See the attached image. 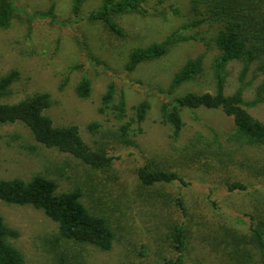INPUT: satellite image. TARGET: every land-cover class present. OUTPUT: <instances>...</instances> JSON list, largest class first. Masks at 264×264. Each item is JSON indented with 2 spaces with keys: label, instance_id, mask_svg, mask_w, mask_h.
<instances>
[{
  "label": "rangeland",
  "instance_id": "374dc122",
  "mask_svg": "<svg viewBox=\"0 0 264 264\" xmlns=\"http://www.w3.org/2000/svg\"><path fill=\"white\" fill-rule=\"evenodd\" d=\"M101 3L85 0L80 15L86 16ZM16 5L29 12L53 6L58 21L29 20L20 10L8 28H0V74L11 69L21 73L4 101L50 92L55 102L46 113L54 122L76 124L88 144L102 145L113 157L110 168L93 169L69 153L37 143L20 122L0 124V177L28 179L41 173L56 180L60 191L78 187L84 204L91 212L105 216L114 231L111 248L101 250L62 238L58 224L40 209L0 201V215L18 232L9 242L22 252L26 264H163L176 255L170 230L172 224L182 221L190 231L186 264H262L264 252L245 240L232 241L224 233L244 231L245 225H239L234 214L264 216V172L255 169H264V147L242 151L226 144L225 135L233 129V120L221 109L183 110L184 126L177 140L171 139L169 128L160 123L164 92L187 59L203 54V71L182 84L176 94L214 91L217 26L204 23L182 29L194 18L192 0H145L144 13H126L118 18L123 36L101 23L75 21L73 0H16ZM176 30L196 38L177 42L163 57L126 70L130 49L160 42ZM254 67L245 77L250 82L244 91L245 100L255 97L262 81L261 76L255 77ZM240 68L239 62L228 64L225 93L238 87ZM82 76L92 85L86 98L74 90ZM110 82L115 85V101L123 94L129 114L141 100L150 104L142 132H130L132 145L121 142L118 123L110 113L97 111ZM246 108L264 121V101ZM94 122L97 127L92 131L89 125ZM227 153L232 154L234 163L227 162ZM147 159L177 171L191 184L142 185L135 174L137 166ZM231 182L243 183L245 189L229 191L227 183ZM179 196L187 206L186 214L175 203Z\"/></svg>",
  "mask_w": 264,
  "mask_h": 264
},
{
  "label": "trees",
  "instance_id": "16d2710c",
  "mask_svg": "<svg viewBox=\"0 0 264 264\" xmlns=\"http://www.w3.org/2000/svg\"><path fill=\"white\" fill-rule=\"evenodd\" d=\"M84 1L73 0L72 18L75 21L84 19L101 23L119 36L124 35L118 23L121 15L146 11L145 0H102L98 8L82 17L80 10ZM20 10L29 20L42 18L51 22L58 21L53 6L45 11L29 12L26 9H19L16 0H0V28H8L16 12ZM191 10L194 18L184 24L182 29L190 30L204 23L217 26L214 43L219 53L213 60L214 91H188L176 94L182 84L194 80L203 71V54L187 59L174 73L164 92L165 100L161 105L160 123L169 128L170 138L177 140L184 126L183 110L221 109L233 120V129L225 135L226 144L242 151L264 147V121L255 118L246 108L264 101V0H192ZM195 38V34L181 35L176 30L160 42L134 47L127 52L125 68L132 71L141 63L163 57L177 42ZM233 61L241 65L238 75L239 85L232 93L227 94L225 93L227 66ZM253 64H255L253 70L255 77L261 76L262 81L256 88L255 97L245 100L244 91L250 84L245 81V77ZM20 78L21 73L18 69L0 74V124L20 122L29 129L37 143L69 153L93 169L106 170L113 165V157L107 150L102 145L88 144L76 124H56L46 113L55 102L50 92L38 91L27 94L15 102L4 101L11 95L13 84ZM74 90L79 97L90 96L92 85L88 77L82 76L74 86ZM114 97L115 85L110 82L101 95L97 111L101 114L110 113L118 123V136L121 142L132 145L134 140L130 132L134 135L142 132L141 125L147 118L150 104L147 100H141L132 107V112L129 114L124 95L120 94L116 101ZM96 127V122L89 125L92 131ZM214 141L220 143L216 136ZM219 151L215 153L219 154ZM227 154V162L231 163L233 160L234 163L232 154ZM255 169L261 170L258 172L260 174L264 172L263 168ZM135 175L144 186L175 183L179 187H186L191 184L177 171L158 165L152 159L140 163ZM227 184L229 191L245 189V185L240 182ZM207 197L213 206L216 205V200L211 199L210 195ZM0 201L30 205L42 210L48 218L58 224L59 234L66 240L90 244L101 250H109L112 246L114 231L107 218L89 210L82 201V191L78 187L60 191L56 180L41 173L34 174L28 179L0 177ZM175 203L183 214L187 213V206L181 196L175 199ZM234 217L239 225H245L244 231L228 230V233H224L226 237L231 238L232 241L245 240L264 252V216L239 213L234 214ZM189 232L185 221L172 224L170 239L176 255L165 259L163 264H186L185 252ZM17 235L18 232L10 228L0 215V264H26L22 252L9 242V238Z\"/></svg>",
  "mask_w": 264,
  "mask_h": 264
}]
</instances>
